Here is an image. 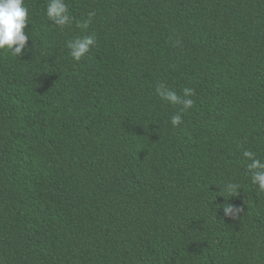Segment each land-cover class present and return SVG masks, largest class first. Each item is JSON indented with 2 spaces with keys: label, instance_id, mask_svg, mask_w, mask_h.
Segmentation results:
<instances>
[{
  "label": "trees",
  "instance_id": "obj_1",
  "mask_svg": "<svg viewBox=\"0 0 264 264\" xmlns=\"http://www.w3.org/2000/svg\"><path fill=\"white\" fill-rule=\"evenodd\" d=\"M25 3L28 50H0V264H264L242 156L264 159V0H66L63 29ZM160 83L195 90L178 127Z\"/></svg>",
  "mask_w": 264,
  "mask_h": 264
},
{
  "label": "clouds",
  "instance_id": "obj_2",
  "mask_svg": "<svg viewBox=\"0 0 264 264\" xmlns=\"http://www.w3.org/2000/svg\"><path fill=\"white\" fill-rule=\"evenodd\" d=\"M29 9L25 0H0V50L7 49L16 58L26 52L29 35L25 34V27L28 23ZM45 18L54 26L63 29L72 23V16L69 15V8L66 0H47L45 6ZM96 43L93 36L86 38H74L66 43L69 55L74 61H80L90 51ZM156 94L168 105L177 107V112L170 117V124L178 127L183 123V113L191 109L194 105L192 97L195 90L190 87L182 89V94L160 83L157 85ZM243 158L248 161L246 164L247 175L251 183L256 186L259 192L264 193V159L257 157V154L251 150L245 149L242 152ZM241 189L238 182L226 181L223 185L224 196H235ZM221 192V189H220ZM225 217L233 220L239 219L240 207L233 204L222 206Z\"/></svg>",
  "mask_w": 264,
  "mask_h": 264
}]
</instances>
